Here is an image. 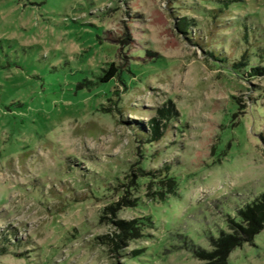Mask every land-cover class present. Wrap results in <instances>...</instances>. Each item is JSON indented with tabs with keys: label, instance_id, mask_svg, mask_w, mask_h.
<instances>
[{
	"label": "rangeland",
	"instance_id": "1",
	"mask_svg": "<svg viewBox=\"0 0 264 264\" xmlns=\"http://www.w3.org/2000/svg\"><path fill=\"white\" fill-rule=\"evenodd\" d=\"M259 202L264 0H0V264H264Z\"/></svg>",
	"mask_w": 264,
	"mask_h": 264
},
{
	"label": "trees",
	"instance_id": "2",
	"mask_svg": "<svg viewBox=\"0 0 264 264\" xmlns=\"http://www.w3.org/2000/svg\"><path fill=\"white\" fill-rule=\"evenodd\" d=\"M209 35V34H208ZM117 70L115 68L114 64H110L108 69L105 71V74L103 76H100L99 81L101 83H106L107 81L111 80L114 75H116ZM152 129L155 130L156 126H152ZM242 215H244L247 219L250 220L249 222V228H246L243 230L245 234L249 235L251 231H254L257 226L261 223V220L264 219V204L263 203H258L256 204L253 208L246 210L242 212ZM133 229V227H131ZM238 240L236 237V233L233 236H228V235H222V237L219 239V241L216 242V245L218 246L219 250H224L228 249V247L236 244V241ZM239 243V242H238ZM217 251H214L212 254H216ZM224 254V253H223Z\"/></svg>",
	"mask_w": 264,
	"mask_h": 264
}]
</instances>
